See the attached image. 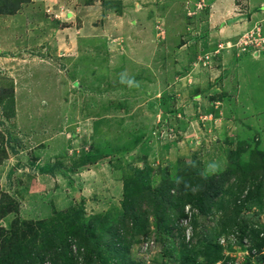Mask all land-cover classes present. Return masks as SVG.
I'll list each match as a JSON object with an SVG mask.
<instances>
[{
	"label": "rangeland",
	"instance_id": "1",
	"mask_svg": "<svg viewBox=\"0 0 264 264\" xmlns=\"http://www.w3.org/2000/svg\"><path fill=\"white\" fill-rule=\"evenodd\" d=\"M212 1L0 0V264H264V18Z\"/></svg>",
	"mask_w": 264,
	"mask_h": 264
},
{
	"label": "trees",
	"instance_id": "2",
	"mask_svg": "<svg viewBox=\"0 0 264 264\" xmlns=\"http://www.w3.org/2000/svg\"><path fill=\"white\" fill-rule=\"evenodd\" d=\"M175 187L177 188L176 185H173L171 187V189L175 188ZM182 190H183V188H180V191H182ZM168 196H169V194H168ZM168 196H166V199H168ZM153 199H154V204H156V205H159L160 201L165 200L163 198L160 199L158 197V195H156V194L153 195ZM144 201H146V199ZM138 216L139 215L136 214L135 221L137 220ZM244 226H246V225H240V227H243V228H240L241 236H243L245 233H248L250 231V236L252 234L255 239H258L260 237V231H256V230L254 231L253 230L255 228V226H250V227L247 226L245 228H244ZM251 238H252V236H251ZM25 247H21L20 251L19 252L17 251V255L14 257V259L12 257L14 255H12L11 252H9L7 255V259H5V261H6L5 264H21L22 262L24 264H26L27 257H29L31 254L27 253L28 250ZM263 247H264V239L260 240V243H257L258 251L261 252ZM44 248H47L49 251L43 250V251L39 252V256L37 258L39 264H43L44 261H46L47 259H51L53 261V264H76L75 259L70 257L69 252H66V253H64V255H62V253L60 251L62 249L60 244H58V243L54 244L52 242L50 244H46ZM209 250L211 251V254L213 255V258L210 259V262L216 263V262L220 261V259L222 258V255L219 253V251H218L219 249H216V247L211 245ZM53 251H56L55 255L51 254V252H53ZM57 252H60L61 254H57ZM99 253H100V251L98 252L97 250H95V254L97 255L98 260L100 259ZM25 256H26V258H25ZM183 257L184 258L181 261V264H196V261H197V258H199V255L188 252V253H185ZM263 260H264V256H263ZM99 264H101V263H99Z\"/></svg>",
	"mask_w": 264,
	"mask_h": 264
},
{
	"label": "crops",
	"instance_id": "3",
	"mask_svg": "<svg viewBox=\"0 0 264 264\" xmlns=\"http://www.w3.org/2000/svg\"><path fill=\"white\" fill-rule=\"evenodd\" d=\"M237 0H213L210 9V17L213 20L218 19L221 15L229 17L233 15ZM230 8V9H229ZM245 16L253 14V18H264V0H246V9L243 11ZM227 19V18H226Z\"/></svg>",
	"mask_w": 264,
	"mask_h": 264
},
{
	"label": "clouds",
	"instance_id": "4",
	"mask_svg": "<svg viewBox=\"0 0 264 264\" xmlns=\"http://www.w3.org/2000/svg\"><path fill=\"white\" fill-rule=\"evenodd\" d=\"M125 74L126 73L121 74V79H120L121 83H126ZM127 83L129 86H132L134 84L135 87H139L138 82H136L134 80V78L131 81H127ZM219 168H220V165L218 162H211V163L207 164L205 171L202 172L201 175L204 176L205 178H207L208 175L216 173L219 170ZM175 182L179 185L182 182V180L177 178ZM188 187H189V185L187 183H185V188L187 189Z\"/></svg>",
	"mask_w": 264,
	"mask_h": 264
},
{
	"label": "built area",
	"instance_id": "5",
	"mask_svg": "<svg viewBox=\"0 0 264 264\" xmlns=\"http://www.w3.org/2000/svg\"><path fill=\"white\" fill-rule=\"evenodd\" d=\"M250 233V232H249ZM249 240V239H248ZM247 243V242H246ZM247 252V254L246 255H248L249 256V251H246ZM255 252V251H254ZM217 264H230V263H228L227 262V260H224V261H220V262H218Z\"/></svg>",
	"mask_w": 264,
	"mask_h": 264
},
{
	"label": "bare ground",
	"instance_id": "6",
	"mask_svg": "<svg viewBox=\"0 0 264 264\" xmlns=\"http://www.w3.org/2000/svg\"><path fill=\"white\" fill-rule=\"evenodd\" d=\"M230 9V8H229ZM250 99V98H249Z\"/></svg>",
	"mask_w": 264,
	"mask_h": 264
}]
</instances>
